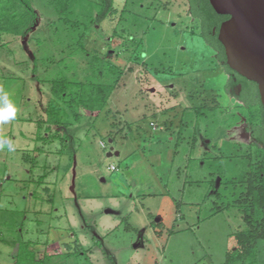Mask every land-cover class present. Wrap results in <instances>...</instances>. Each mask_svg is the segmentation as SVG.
Instances as JSON below:
<instances>
[{"label": "rangeland", "instance_id": "374dc122", "mask_svg": "<svg viewBox=\"0 0 264 264\" xmlns=\"http://www.w3.org/2000/svg\"><path fill=\"white\" fill-rule=\"evenodd\" d=\"M29 1L35 31L1 36L0 88L18 112L0 125L16 149H0V264L14 263L18 237L45 264H225L243 227L236 208H225V182L238 185L253 145L231 127L238 102L223 92L187 0H113L124 12L99 24L88 21L101 1L75 0L62 19L78 29L48 0ZM58 76L115 86L102 111L79 107L78 121L66 111L73 133L64 147L62 123H37ZM11 212L19 232L2 224ZM253 264H264V241Z\"/></svg>", "mask_w": 264, "mask_h": 264}, {"label": "trees", "instance_id": "16d2710c", "mask_svg": "<svg viewBox=\"0 0 264 264\" xmlns=\"http://www.w3.org/2000/svg\"><path fill=\"white\" fill-rule=\"evenodd\" d=\"M75 0H48L52 5L54 11L64 23L71 22L72 29H78L79 22L76 19L63 18L62 15L70 10L71 2ZM100 7L95 17L88 21L89 23L99 24L107 16L118 13L121 17L124 11H117L113 6V0H100ZM189 13L200 20L201 35L214 47L218 53L219 58L224 60L223 47L216 38V32L212 29L215 27L216 31L222 20L228 16L217 14L209 4L208 0H189ZM37 25V13L33 9L29 0H0V47L6 43H2L1 36L9 34L13 37L24 38L29 32H34ZM75 27V28H73ZM191 33H194L192 30ZM85 33V32H84ZM84 33L77 34L78 48L83 50L80 43ZM82 35V36H81ZM107 55L109 53L107 52ZM96 56V54H95ZM110 56V55H109ZM96 58H93L95 61ZM227 71L234 73L238 79L246 86V91L241 95V99L245 103L246 120L253 129V135L257 143H253L250 153L245 157L248 160V170L241 172L237 177L238 185L228 179L225 183L230 184L232 191L229 192V197L232 201L225 205L227 207L236 208L242 221L243 227L237 229L233 233L236 246L229 250L225 255V264H253L257 257L258 242L264 241V112L259 102L258 92L254 82L245 79L244 77L235 73L227 65ZM33 67V72H34ZM108 73L120 75L122 70L119 67L111 64L107 65ZM97 74L100 72L96 70ZM114 83L96 82L92 78L85 81H76L68 79L64 76H58L50 81V98L46 105H44V117L37 120L47 124L45 129H50V126H57L61 123L64 126L63 136L61 137V144L64 147L66 139H71L73 132H69L67 123L63 122L66 111L71 117L78 121L79 114L77 108L81 107L89 112L102 111L107 104V101L114 90ZM199 115L200 109H194ZM183 127V126H180ZM62 151V149H60ZM75 150L69 151L70 161L67 169L71 166L74 158ZM44 178V175L39 176L38 183ZM1 182V180H0ZM2 183V182H1ZM215 185V180L212 182ZM221 183V181L219 182ZM212 184V185H213ZM213 185V186H214ZM228 186H225L226 189ZM244 187V191L241 190ZM217 198H221L217 191L214 192ZM221 209L214 210L219 212ZM9 219L2 224H6L5 229H14L21 231L22 222H17V230L12 223L16 221L15 216H19V212H11ZM23 217V214H22ZM16 246V252L13 255V264H45L46 258L36 259L34 252L30 245L31 241H24L18 237L12 244ZM70 254L72 252H69Z\"/></svg>", "mask_w": 264, "mask_h": 264}, {"label": "water", "instance_id": "95a60500", "mask_svg": "<svg viewBox=\"0 0 264 264\" xmlns=\"http://www.w3.org/2000/svg\"><path fill=\"white\" fill-rule=\"evenodd\" d=\"M208 1L217 14L228 16L220 23L217 32L225 63L256 84L264 112V0ZM111 149L108 156L113 154Z\"/></svg>", "mask_w": 264, "mask_h": 264}, {"label": "flooded vegetation", "instance_id": "af4514ba", "mask_svg": "<svg viewBox=\"0 0 264 264\" xmlns=\"http://www.w3.org/2000/svg\"><path fill=\"white\" fill-rule=\"evenodd\" d=\"M187 4H188V11L190 10V2L189 0H187ZM189 15L192 17V19L196 22V29H197V36L198 38H200L205 46L211 51V58L212 61H214L215 64V68H217L218 72L221 73V75L224 76V83H223V92H228L235 100L236 102H238V105H236L235 108V114L239 117L237 121L234 122L233 125H231V127H233L234 129H236L237 127H239L240 129V136L242 138L247 137L251 144L253 143H257L256 138L253 135V129L251 128V126L248 124L246 117L243 116L242 114V110L244 111L245 109V103L244 101L241 99V95L243 93H245L246 91V86H244L245 84L240 81L238 79V76L234 73H229L225 67V65H227L225 63V54H224V60L219 58V53L218 51L212 47V45L206 41L203 36L201 35V27H200V20L197 18H194L190 13ZM223 21V20H222ZM221 21V22H222ZM220 22V23H221ZM220 25V24H219ZM216 28L213 27L212 32L215 33L216 32V38H217V31L215 30ZM193 31V29H191ZM190 30V31H191ZM194 32V31H193ZM194 34L195 33H191ZM218 40V39H217ZM224 53V50H223ZM213 64V63H212ZM235 72V71H234ZM236 73V72H235ZM238 74V73H237ZM239 75V74H238ZM241 76V75H240ZM256 85V84H255ZM257 89V86H256ZM258 92V91H257ZM244 95V94H243ZM259 97V95H258ZM260 102V101H259ZM196 109V108H195ZM231 115V114H230ZM233 116V114H232Z\"/></svg>", "mask_w": 264, "mask_h": 264}, {"label": "clouds", "instance_id": "9594fccd", "mask_svg": "<svg viewBox=\"0 0 264 264\" xmlns=\"http://www.w3.org/2000/svg\"><path fill=\"white\" fill-rule=\"evenodd\" d=\"M18 107L10 94L0 88V125H5L14 120L17 116ZM7 148L9 152H14L15 145L8 138H0V149Z\"/></svg>", "mask_w": 264, "mask_h": 264}, {"label": "crops", "instance_id": "0c3cea01", "mask_svg": "<svg viewBox=\"0 0 264 264\" xmlns=\"http://www.w3.org/2000/svg\"><path fill=\"white\" fill-rule=\"evenodd\" d=\"M116 152H117V151H116ZM118 154H119V153L117 152V155H118ZM108 212H109V211H108ZM122 219H124V218H122ZM74 241H75V240H74ZM75 243H76V242H75ZM77 244H78V245L80 246V248H81V240H78V243H76V246H77ZM34 245H35V244H31L30 247H31V246H34ZM50 246H53V247H59V246H54L52 243L50 244ZM79 246H78V247H79ZM65 247H66V246H65ZM67 248H69V247L67 246ZM32 251H33V250H32ZM33 252H34V251H33ZM13 255H14V254H13ZM13 255H11V260H12V261H14L13 258H12ZM34 255H35V253H34ZM35 258H36V255H35Z\"/></svg>", "mask_w": 264, "mask_h": 264}, {"label": "built area", "instance_id": "2783aa9c", "mask_svg": "<svg viewBox=\"0 0 264 264\" xmlns=\"http://www.w3.org/2000/svg\"><path fill=\"white\" fill-rule=\"evenodd\" d=\"M103 147H104V146H103ZM110 169H111V170H115L116 167H115L114 165H111V166H110Z\"/></svg>", "mask_w": 264, "mask_h": 264}]
</instances>
